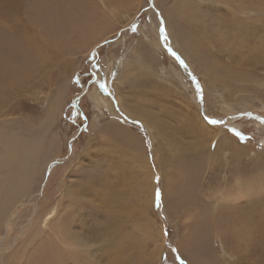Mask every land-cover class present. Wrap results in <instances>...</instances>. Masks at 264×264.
<instances>
[{"label": "rangeland", "instance_id": "374dc122", "mask_svg": "<svg viewBox=\"0 0 264 264\" xmlns=\"http://www.w3.org/2000/svg\"><path fill=\"white\" fill-rule=\"evenodd\" d=\"M17 1L0 25V264L38 251L32 221L51 208L95 263L117 238L132 264L158 246L152 264H264V0ZM193 19L206 46L184 41H196ZM201 119L219 132L212 141ZM221 134L241 155L218 147ZM176 165L187 179L166 195L167 219L162 188Z\"/></svg>", "mask_w": 264, "mask_h": 264}, {"label": "bare ground", "instance_id": "6f19581e", "mask_svg": "<svg viewBox=\"0 0 264 264\" xmlns=\"http://www.w3.org/2000/svg\"><path fill=\"white\" fill-rule=\"evenodd\" d=\"M17 3H20L18 2L17 0H0V25H5L7 21V16L9 14V10H14L16 9L15 7L18 6ZM20 5V4H19ZM240 6H244L243 5V1L241 3ZM19 7V6H18ZM43 7V6H42ZM228 15L230 16V19L231 20H236L235 18L237 17V19L239 18L237 15H235L234 13H231V12H228ZM10 20V19H9ZM83 20V19H82ZM16 21V20H15ZM84 21V20H83ZM197 20H191V21H185L184 25H185V29H186V32H188L190 35L194 36V38H196V41L195 39H190V37L186 36L184 41H187V42H192L195 46H197L200 42H199V39H203V44L206 46V43H208V38L204 37V33H205V28L203 26H199L198 24V21L196 23ZM10 22V21H9ZM8 22V23H9ZM85 22V21H84ZM128 22V21H127ZM13 23V22H12ZM182 23V22H181ZM168 24L169 21H168ZM211 24V23H210ZM212 25V24H211ZM7 26V25H6ZM19 26V25H18ZM170 26V25H169ZM2 27V26H0ZM121 27V26H120ZM184 27V26H183ZM2 29V28H1ZM198 29V30H197ZM3 30V29H2ZM21 30V29H20ZM170 31V30H169ZM0 32H2L0 30ZM246 32V31H245ZM2 34V33H1ZM171 36V34H170ZM206 38V39H205ZM212 38V36H211ZM2 39V38H1ZM151 39V38H150ZM150 39L148 38V43L146 46V48L148 50H150V46L151 48L154 50V48H159V45L157 46L156 44H152V41H150ZM154 40V39H153ZM181 40V39H180ZM146 41V42H147ZM163 42H165V40H162ZM2 42V41H1ZM103 42V41H102ZM178 43V42H177ZM179 44V43H178ZM197 44V45H196ZM5 45V44H4ZM180 45V44H179ZM6 46H7V43H6ZM177 46V45H176ZM145 48V49H146ZM5 49V48H4ZM3 49V50H4ZM151 49V50H152ZM5 51V50H4ZM191 53L190 56L194 55L192 49H190ZM217 53V52H216ZM4 56V55H3ZM212 58V57H211ZM145 67L147 65H144ZM200 66V65H199ZM0 67H3L2 66V63L0 62ZM148 67V66H147ZM1 69H4V68H1ZM161 69V68H160ZM5 70V69H4ZM3 70V71H4ZM2 71V72H3ZM9 72V70H8ZM144 72V71H143ZM171 72V71H170ZM10 73V72H9ZM8 73V74H9ZM201 73V72H200ZM170 76L173 77V75L171 74ZM123 78V77H122ZM175 80V79H174ZM123 83V81H122ZM205 84V82H203ZM207 85V84H206ZM184 88H186V85L182 86ZM181 89V87H180ZM207 89V87H206ZM209 91V89H208ZM211 91V90H210ZM207 93V95H209L208 92L205 91V94ZM215 93H217L218 95H220V93L216 90H215ZM118 94V93H117ZM95 97V96H94ZM121 97V96H120ZM94 99V98H93ZM99 99V98H98ZM97 101V100H96ZM123 102V101H122ZM52 105V104H51ZM124 106L126 105H123L122 107L124 108ZM52 107H54L53 105L50 106L48 108V112L49 114L51 115L52 117V114H53V109ZM60 107V106H59ZM128 107V106H127ZM126 107V109H127ZM58 109L57 106H55V110ZM125 109V110H126ZM135 109V108H134ZM210 109V108H209ZM129 110V108L127 109ZM131 110V109H130ZM134 111V112H132ZM132 113L131 114H134L136 115V111L132 109ZM130 112V111H129ZM136 112V113H135ZM139 113V112H138ZM48 115V113H47ZM200 116V115H198ZM49 117V118H51ZM140 117V116H139ZM150 118V117H149ZM195 119V118H194ZM198 119V118H197ZM187 120V119H186ZM200 120V118L198 119ZM202 121V127L203 128H206L208 131H206L207 134H212V136H210V139L212 141V139H214L217 135H219V132L212 128V127H209V125H207L203 119H201ZM193 123V122H192ZM198 123V122H197ZM150 125V124H149ZM147 127V125H146ZM149 129H151L150 126H148ZM192 127H194L192 125ZM197 127V126H196ZM216 128V127H215ZM197 129V128H196ZM12 131V130H11ZM15 131V130H13ZM221 132V131H220ZM194 133V132H193ZM75 135V134H74ZM73 135V136H74ZM154 135V134H153ZM135 136V135H134ZM155 138V136H153ZM221 139L219 140L218 142V147H225V148H228L229 151H227V153L229 152L230 154H232V156H237L240 154V152L242 151L241 149L243 148L242 145L238 144L237 142H233L232 139H230L228 136H224L221 134ZM73 139V138H72ZM151 139V138H150ZM209 139V141H210ZM201 141H205L204 139L202 140V136L200 138ZM210 141V142H211ZM218 141V140H217ZM210 142H209V145H210ZM154 143V141H153ZM206 144V142H203V144ZM6 146L8 147H12L13 148V144L12 142H6L5 143ZM197 144V143H196ZM201 144V143H200ZM129 145V144H128ZM202 146V144L200 145ZM15 147V145H14ZM199 147V145L197 146ZM217 147V146H216ZM245 148V146H244ZM10 149V148H9ZM200 149V148H199ZM217 149V148H216ZM227 149V150H228ZM220 150V149H218ZM216 151V150H215ZM226 151V150H225ZM244 152V151H243ZM242 152V153H243ZM136 153V152H135ZM226 153V154H227ZM241 155V154H240ZM11 156V154H10ZM124 156V155H123ZM238 157V156H237ZM163 159V158H162ZM130 160V159H129ZM132 161V160H131ZM173 161V160H172ZM238 161V160H237ZM6 162V161H4ZM129 162V161H128ZM54 163V162H53ZM140 163V162H139ZM182 163V162H181ZM52 164V163H51ZM174 164V163H173ZM235 164V163H234ZM117 165V164H116ZM122 165V163H121ZM182 165V164H181ZM184 165V164H183ZM151 167V165H150ZM162 168V167H161ZM169 168V167H168ZM160 169V168H159ZM189 169V168H188ZM163 171H165V168L162 169ZM187 171V170H185ZM162 172V171H161ZM184 167L182 169H180V166L176 165V166H173L171 167L170 170H166L165 171V181L163 183V194H162V202L163 204L161 205V209H163V212L165 214V217L167 219H170V207L166 206L165 204V201H166V195L167 194H171V193H175L176 191L175 190H181V188H177V185H184V181L185 179H187V177L184 176ZM187 173V172H186ZM161 174V173H160ZM118 175V174H117ZM247 181V180H245ZM111 182V181H110ZM183 182V183H182ZM243 183V182H241ZM4 184V183H3ZM140 184V183H139ZM7 185V184H6ZM137 185V184H136ZM241 186V185H240ZM153 187V186H152ZM184 187V186H183ZM145 188V187H144ZM242 190H241V193L244 194L245 196L249 195V192L248 190L246 189L245 187V184L241 187ZM250 188V187H249ZM71 189V188H70ZM151 189V190H150ZM148 190H150V193L148 194V198H149V205L152 204L153 202V192H154V187L153 188H150ZM121 190V189H120ZM70 192V190H69ZM137 194V193H136ZM144 194V193H143ZM151 194V195H150ZM177 194V192H176ZM256 194V193H255ZM113 196V195H112ZM171 196V195H170ZM174 197V196H173ZM168 198V197H167ZM170 199V198H169ZM9 201V200H8ZM139 201V200H138ZM136 200V202H138ZM172 201V200H171ZM20 202V201H19ZM174 203V202H173ZM17 204V203H16ZM139 203H137L136 205L138 206ZM179 204V203H178ZM203 204V203H202ZM15 205V204H14ZM22 205V204H21ZM36 205V204H35ZM140 205V204H139ZM173 205V204H171ZM214 208V207H212ZM215 209V208H214ZM37 210V209H36ZM35 210V212H36ZM123 210V209H122ZM204 210V209H203ZM34 211V210H33ZM128 211H130L128 209ZM14 212V211H13ZM11 214V213H10ZM15 214V213H13ZM54 208H51L49 211H47V213H45L44 215V218L40 217L41 215H37V217L35 218V222L32 221L33 223H35V229H34V232L32 233V238L29 240V243L33 242L36 240V237H40L42 234L41 233H44V236L40 237L38 242H37V246H36V250H38L37 252L35 251V253L31 256V258H28L30 256L27 257V260L25 262V264H132V261L131 258L129 257H124V256H128V254L125 253V251L127 249H125V246L122 245V241H120L119 239L115 238V240L112 239V241H110V238H109V241H110V247L107 248V260L106 262L104 263H95L93 260L95 258H88L86 257L85 255H82L81 254V251H80V247L81 245H87L88 243L84 242L85 239L84 237H82L81 235H77L73 232V226L69 224V221L66 220L65 218L61 217V218H56L55 215H54ZM125 214V212H124ZM212 214V213H211ZM163 215V214H162ZM200 215V214H198ZM205 215V214H204ZM67 216V215H66ZM240 216V215H239ZM13 217V216H12ZM202 218V217H201ZM206 218V217H205ZM41 219V220H40ZM207 219V218H206ZM238 220V219H236ZM240 220V219H239ZM243 220V219H242ZM241 220V221H242ZM10 222L7 221L6 222V231L9 232V228H8V223ZM46 222V223H45ZM52 222V223H51ZM186 222V221H185ZM234 222V221H233ZM239 222V221H238ZM237 222V223H238ZM51 224V225H50ZM196 224V223H195ZM75 225V224H74ZM242 225V224H241ZM45 226V230L46 228L48 227L49 228V231H44L42 229V227ZM82 227V226H81ZM238 228V227H237ZM195 229V228H194ZM232 229V228H231ZM44 231V232H43ZM195 231V230H194ZM6 232V234H7ZM198 234V230L196 232ZM236 233V232H235ZM150 234V233H149ZM149 234H146V237L149 235ZM195 234V235H197ZM240 234V232L238 233ZM243 234V233H242ZM198 236V235H197ZM244 236V235H243ZM31 237V236H30ZM145 237V239H146ZM190 237V235H189ZM191 237H192V234H191ZM190 237V238H191ZM199 237V236H198ZM197 237V238H198ZM230 237V236H229ZM29 238V237H28ZM197 238L195 237V239L197 240ZM240 239L242 238L239 237ZM38 239V238H37ZM194 239V234H193V240L189 241V245L191 246V248L195 251H198L200 250L199 248H202L198 245L197 241ZM232 239V238H231ZM190 240V239H188ZM93 241V240H92ZM211 241V240H210ZM164 242V241H163ZM184 243V241H182ZM188 242V241H186ZM185 244V243H184ZM8 245V244H7ZM10 245V244H9ZM12 245V244H11ZM10 245V246H11ZM95 245V243H94ZM188 245V246H189ZM2 246V245H1ZM9 246V247H10ZM28 246V245H27ZM83 248V247H82ZM190 248V247H189ZM223 248V247H222ZM25 249V247L23 248ZM105 249V247H104ZM177 249L178 251L186 256L187 258L186 259H189L188 262L192 263V260L191 258H189V253L187 250H185L183 244L181 242H178L177 244ZM161 246H158L155 254H153V256H151L149 259H148V263L147 264H152L153 262H155L157 260V256L162 252L161 251ZM208 251V250H207ZM187 252V253H186ZM190 252V251H189ZM200 252V251H199ZM225 252V251H224ZM197 253V252H195ZM94 254V252H93ZM92 254V255H93ZM203 254V253H201ZM152 255V253H151ZM205 255V254H204ZM224 255V254H223ZM229 255V253H228ZM206 256V255H205ZM156 258V259H155ZM198 258V257H197ZM201 259V257H199ZM203 258V257H202ZM238 258V257H237ZM11 261V260H10ZM14 262V261H13ZM226 262V261H225ZM18 263V262H17ZM188 264V263H187Z\"/></svg>", "mask_w": 264, "mask_h": 264}, {"label": "snow or ice", "instance_id": "6c2138e0", "mask_svg": "<svg viewBox=\"0 0 264 264\" xmlns=\"http://www.w3.org/2000/svg\"><path fill=\"white\" fill-rule=\"evenodd\" d=\"M159 28H160V33L163 36L164 40L167 41V35L165 34L164 23L162 20L160 22ZM168 51L176 58L177 61H179L181 66L186 67L184 61L179 57V55L177 53H175L170 47H168ZM193 80L195 81V77H193ZM196 91H197V98L202 101L203 100V89L201 88V86L199 85L198 82H196ZM205 119L208 120L209 123H213V124L220 122V121H217V120L212 119V118L207 117V116L205 117ZM261 120H262V122H264V118H261ZM233 131H235V130H233ZM237 134L239 135V133H237ZM156 204L159 207V204H160V192H159V190H157V193H156ZM181 264H183V261H181Z\"/></svg>", "mask_w": 264, "mask_h": 264}]
</instances>
